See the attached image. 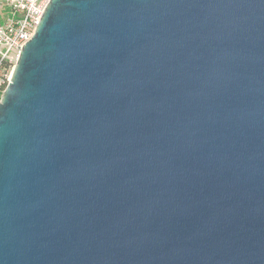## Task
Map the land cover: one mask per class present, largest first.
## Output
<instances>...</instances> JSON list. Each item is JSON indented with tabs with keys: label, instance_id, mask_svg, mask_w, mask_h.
I'll return each mask as SVG.
<instances>
[{
	"label": "water",
	"instance_id": "water-1",
	"mask_svg": "<svg viewBox=\"0 0 264 264\" xmlns=\"http://www.w3.org/2000/svg\"><path fill=\"white\" fill-rule=\"evenodd\" d=\"M0 264H264V0H50L0 99Z\"/></svg>",
	"mask_w": 264,
	"mask_h": 264
},
{
	"label": "built area",
	"instance_id": "built-area-1",
	"mask_svg": "<svg viewBox=\"0 0 264 264\" xmlns=\"http://www.w3.org/2000/svg\"><path fill=\"white\" fill-rule=\"evenodd\" d=\"M50 0H0V89L10 83L23 46L34 35Z\"/></svg>",
	"mask_w": 264,
	"mask_h": 264
},
{
	"label": "rangeland",
	"instance_id": "rangeland-1",
	"mask_svg": "<svg viewBox=\"0 0 264 264\" xmlns=\"http://www.w3.org/2000/svg\"><path fill=\"white\" fill-rule=\"evenodd\" d=\"M3 91L0 89V96H2Z\"/></svg>",
	"mask_w": 264,
	"mask_h": 264
},
{
	"label": "trees",
	"instance_id": "trees-1",
	"mask_svg": "<svg viewBox=\"0 0 264 264\" xmlns=\"http://www.w3.org/2000/svg\"><path fill=\"white\" fill-rule=\"evenodd\" d=\"M0 99H1V96H0Z\"/></svg>",
	"mask_w": 264,
	"mask_h": 264
}]
</instances>
